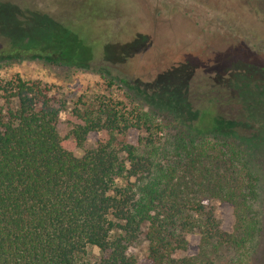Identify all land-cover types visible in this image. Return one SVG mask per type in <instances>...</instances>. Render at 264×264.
<instances>
[{
    "label": "trees",
    "instance_id": "obj_1",
    "mask_svg": "<svg viewBox=\"0 0 264 264\" xmlns=\"http://www.w3.org/2000/svg\"><path fill=\"white\" fill-rule=\"evenodd\" d=\"M66 28L0 2V64L89 61ZM239 67L199 95L189 73L163 74L152 91L131 89V108L94 95L72 110L39 81L0 79V264H137L141 242L149 264H218L224 249L229 264H264V70ZM62 113L76 120L64 136ZM91 133L102 134L93 149H67ZM211 200L231 206V233ZM187 235L199 237L194 256Z\"/></svg>",
    "mask_w": 264,
    "mask_h": 264
},
{
    "label": "rangeland",
    "instance_id": "obj_2",
    "mask_svg": "<svg viewBox=\"0 0 264 264\" xmlns=\"http://www.w3.org/2000/svg\"><path fill=\"white\" fill-rule=\"evenodd\" d=\"M0 2L12 4L22 13L46 14L67 26L72 37L68 47L75 54L91 56L76 65L59 66L39 59L0 64V79L19 75L39 81L65 98L72 110L79 98L94 95L122 101L131 108L129 93L135 94L131 89L152 91L159 77L176 70L189 73L196 94L236 71L235 67L264 70V0H59L64 7L52 0ZM113 44L119 52L115 61L108 62L104 51ZM60 119L59 132L64 136L69 122L76 120L69 113H62ZM136 136L131 133L128 141L134 143ZM101 138V133H91L81 148L70 142L67 149L80 157ZM207 208L212 209L221 232L233 231L231 206L212 201ZM186 239L184 254L196 255L199 237L187 235ZM131 253L137 264H149L145 242ZM233 256L232 250L224 249L216 260L229 264ZM255 258L264 263V235Z\"/></svg>",
    "mask_w": 264,
    "mask_h": 264
},
{
    "label": "flooded vegetation",
    "instance_id": "obj_3",
    "mask_svg": "<svg viewBox=\"0 0 264 264\" xmlns=\"http://www.w3.org/2000/svg\"><path fill=\"white\" fill-rule=\"evenodd\" d=\"M243 66H245V65H243ZM235 68L237 69V68H239V67H235Z\"/></svg>",
    "mask_w": 264,
    "mask_h": 264
}]
</instances>
